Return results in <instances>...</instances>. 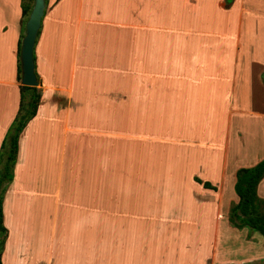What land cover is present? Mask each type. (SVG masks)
<instances>
[{
	"label": "crops",
	"instance_id": "obj_1",
	"mask_svg": "<svg viewBox=\"0 0 264 264\" xmlns=\"http://www.w3.org/2000/svg\"><path fill=\"white\" fill-rule=\"evenodd\" d=\"M20 40L0 0V145ZM34 69L2 264H225L233 237L261 258L229 210L264 157V0H46Z\"/></svg>",
	"mask_w": 264,
	"mask_h": 264
},
{
	"label": "trees",
	"instance_id": "obj_2",
	"mask_svg": "<svg viewBox=\"0 0 264 264\" xmlns=\"http://www.w3.org/2000/svg\"><path fill=\"white\" fill-rule=\"evenodd\" d=\"M33 2L34 0H21V38L23 36L24 23L30 13ZM20 43L21 40L18 47V57ZM18 79L20 80L19 59ZM261 79L264 84V72L261 73ZM19 88V108L0 145V264H2L1 252L6 237V228L2 223L3 193L14 176L13 167L17 156L19 135L27 122L35 115L41 97L38 85L26 86L20 84ZM263 178L264 157L253 166L237 169L234 192L238 199L230 208L229 221L237 228L248 227L264 238V199L257 192V187ZM203 185L207 188H215L208 182H204Z\"/></svg>",
	"mask_w": 264,
	"mask_h": 264
},
{
	"label": "water",
	"instance_id": "obj_3",
	"mask_svg": "<svg viewBox=\"0 0 264 264\" xmlns=\"http://www.w3.org/2000/svg\"><path fill=\"white\" fill-rule=\"evenodd\" d=\"M44 9L45 0H34L30 13L24 23L19 50L21 85L37 86L39 84L34 69V45Z\"/></svg>",
	"mask_w": 264,
	"mask_h": 264
},
{
	"label": "rangeland",
	"instance_id": "obj_4",
	"mask_svg": "<svg viewBox=\"0 0 264 264\" xmlns=\"http://www.w3.org/2000/svg\"><path fill=\"white\" fill-rule=\"evenodd\" d=\"M233 205L234 203L232 204V206ZM243 229L244 230L242 231V239H247V241H252L255 244H264V238L258 232H255L249 229L248 227H243ZM235 242L236 239H234V237L229 242L230 248L228 249L224 258L225 264H264V252H262V249H264V247L260 248L261 258H259L256 255L257 248L253 249L251 248L252 246L249 245L246 249L240 251V249H238V246L240 245L235 244Z\"/></svg>",
	"mask_w": 264,
	"mask_h": 264
}]
</instances>
